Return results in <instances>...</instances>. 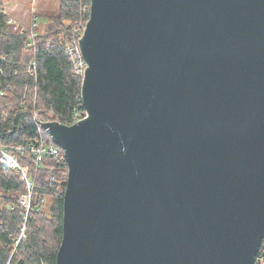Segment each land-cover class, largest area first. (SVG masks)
Here are the masks:
<instances>
[{
    "label": "water",
    "instance_id": "1",
    "mask_svg": "<svg viewBox=\"0 0 264 264\" xmlns=\"http://www.w3.org/2000/svg\"><path fill=\"white\" fill-rule=\"evenodd\" d=\"M55 264H256L264 0H90Z\"/></svg>",
    "mask_w": 264,
    "mask_h": 264
},
{
    "label": "trees",
    "instance_id": "2",
    "mask_svg": "<svg viewBox=\"0 0 264 264\" xmlns=\"http://www.w3.org/2000/svg\"><path fill=\"white\" fill-rule=\"evenodd\" d=\"M58 2L57 13L36 36L8 23V16L0 12L2 147L52 143L48 134L38 130L34 116L41 122L70 126L73 111H85L82 81L73 72L65 48L74 39L76 25L89 19L90 0ZM84 7L88 13L83 19ZM31 61L36 67L33 75L28 72ZM17 158L19 164L29 166L28 178L34 184L31 205L24 222L26 212L20 198L26 187L22 176L17 170L0 169V264H55L62 237L66 161L46 157L36 166L27 151L17 152ZM22 227L24 238H20ZM255 261L264 264V240Z\"/></svg>",
    "mask_w": 264,
    "mask_h": 264
},
{
    "label": "built area",
    "instance_id": "3",
    "mask_svg": "<svg viewBox=\"0 0 264 264\" xmlns=\"http://www.w3.org/2000/svg\"><path fill=\"white\" fill-rule=\"evenodd\" d=\"M0 12L8 16V13L6 12L5 7L0 6ZM82 12L84 14V17H83L84 19L85 15H87L88 13V7H84L82 9ZM7 22L11 24L15 23L10 17H8ZM87 22H88V19L85 23L81 22L76 25V28L74 30V39L65 48L66 54L69 57L70 63L72 65L73 72L81 79V81H83L84 72L87 66L83 60V57H82V54L79 48V41L84 35ZM32 26L34 28L37 27L36 17L34 18V23L32 22ZM29 33L32 36H36V33L33 30H31ZM35 69H36L35 62L31 61L28 66L29 74L33 75V73L35 72ZM84 117H85V111L82 113V111L79 108L75 109L72 114V123L70 125H73L81 121ZM33 119L36 122L38 130L40 132L45 133L44 130L41 128V124L45 122L39 121L35 116ZM24 151H27L33 157L36 166H39L42 160L46 157L47 158L48 157H56V158L62 157L64 160L65 158H64L63 150L54 143L45 144L44 142H42L37 145L29 144L26 146H21V147H16V148L15 147L5 148V147L0 146V169L2 171L17 170L22 176V179L25 183L26 193L22 195V197L20 198V204L25 209L26 213L23 219H24V222H26L27 215H28L30 205H31V197H32V190H33L34 184H33V181L28 178L29 171H30L29 166L21 165L18 162L17 152H24Z\"/></svg>",
    "mask_w": 264,
    "mask_h": 264
},
{
    "label": "rangeland",
    "instance_id": "4",
    "mask_svg": "<svg viewBox=\"0 0 264 264\" xmlns=\"http://www.w3.org/2000/svg\"><path fill=\"white\" fill-rule=\"evenodd\" d=\"M58 5V0H0V6L5 7L8 17L15 22L12 25L28 33L43 31L49 18L57 13ZM35 17H38L36 28L32 26ZM24 232L25 227H22L20 238L25 237Z\"/></svg>",
    "mask_w": 264,
    "mask_h": 264
}]
</instances>
